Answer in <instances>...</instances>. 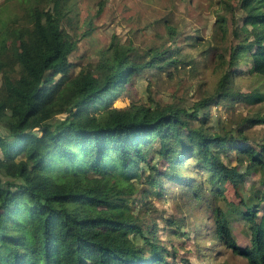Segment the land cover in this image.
<instances>
[{"label":"trees","instance_id":"1","mask_svg":"<svg viewBox=\"0 0 264 264\" xmlns=\"http://www.w3.org/2000/svg\"><path fill=\"white\" fill-rule=\"evenodd\" d=\"M19 2L20 17L0 29V251H8L5 230L19 213L31 232L28 254L41 264H174V240L189 232L164 216L161 237L146 217L153 196L177 187L206 202L228 249L264 264V130L259 140L249 135L263 127L264 110L232 128L219 117L213 124L210 112L220 103L264 105V0H219L216 25L229 43L217 53L225 65L210 92L191 105L150 97L122 107L114 99L143 71L171 77L193 66L174 44L173 26L169 46L138 50L111 40L93 69L73 75L70 3ZM244 72L255 79L246 92L235 86ZM56 161L74 174L55 177ZM227 184L236 201L225 197ZM236 220L247 224V245L235 239ZM17 256L11 247L4 264H23Z\"/></svg>","mask_w":264,"mask_h":264},{"label":"rangeland","instance_id":"2","mask_svg":"<svg viewBox=\"0 0 264 264\" xmlns=\"http://www.w3.org/2000/svg\"><path fill=\"white\" fill-rule=\"evenodd\" d=\"M68 3L72 27H66V30L76 41L75 48L69 54L73 75L83 66L93 69L100 51L111 40L124 44L131 42L138 50L147 46H169L172 44V38L167 33L166 25H172L175 29L173 39L177 42L174 44L181 47V55L194 60L192 70H173L171 77L166 73L152 74L143 71L132 78L131 83L123 86L121 94L113 101L114 106L122 107L132 101L149 103L150 97L161 103L174 100L179 105H191L212 90L219 72L225 65L223 59L217 57L218 52H225L229 43V38H221L216 25V16L224 13L219 0H67ZM22 12L19 0H0V29L9 20L19 18ZM241 68L245 69V65L242 64ZM248 77L245 72L236 76L235 86L243 92L250 90L255 84V79ZM259 108L264 110V105L254 106L244 101L234 102L232 106L220 103L210 110L211 122L216 124L219 117L220 120L227 121V128H232L243 116L250 115ZM253 128L249 135L251 139L259 140L264 125H256ZM59 162L61 161H56L57 164L49 168L55 177L74 174L70 164ZM55 167L56 169H53ZM74 171L82 172V166H76ZM225 187V197L236 201L233 188L228 184ZM170 190L174 193L167 194L166 197L151 198L152 207L146 219L148 222L156 219L160 226L158 234L161 237L166 236L163 230L166 226L164 216L175 221L172 227L179 225V231L189 232V237L181 233L184 236L174 240L177 256L171 259L174 264H247L244 258L234 254L215 237L211 213L206 209L205 201L191 202L187 196L179 193L177 187ZM220 203L224 204L222 201ZM143 209L144 207L141 211ZM25 223L19 213L9 221L5 230L4 246L8 251H0V264L5 263L4 255L9 254L11 247L16 250L17 257L23 264H41L39 259L28 254L31 232L24 230ZM232 232L239 244H249L247 224L243 220L232 222ZM52 258L55 261L53 256Z\"/></svg>","mask_w":264,"mask_h":264}]
</instances>
